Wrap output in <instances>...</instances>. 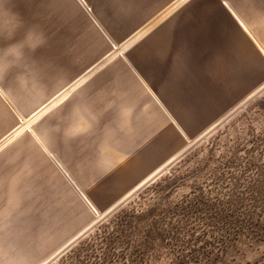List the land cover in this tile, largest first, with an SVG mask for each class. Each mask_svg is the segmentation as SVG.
<instances>
[{
    "label": "rangeland",
    "instance_id": "obj_1",
    "mask_svg": "<svg viewBox=\"0 0 264 264\" xmlns=\"http://www.w3.org/2000/svg\"><path fill=\"white\" fill-rule=\"evenodd\" d=\"M249 1L262 12L241 27L229 0H0V31L18 24L0 49L34 25L47 38L0 79V264H264V0ZM74 107L89 119L69 140Z\"/></svg>",
    "mask_w": 264,
    "mask_h": 264
},
{
    "label": "clouds",
    "instance_id": "obj_2",
    "mask_svg": "<svg viewBox=\"0 0 264 264\" xmlns=\"http://www.w3.org/2000/svg\"><path fill=\"white\" fill-rule=\"evenodd\" d=\"M18 26L16 24L15 27L8 31L4 29L0 31V35L4 34L5 31L7 32V38H11L15 28ZM46 35L43 30L38 26L34 25L30 27L24 36V39L18 41L15 44L8 46L5 49H0V79L3 78L4 74L16 64H19L21 61L24 60V49L28 48L31 51H35L37 48L43 46L46 43ZM27 68V66H25ZM29 71V69H28ZM21 78L24 79L26 82L28 78L21 75L19 77V81L21 82ZM77 109L73 108V118L68 123V126L64 128L63 135L67 137L69 140L75 139L79 135L83 134L87 129L83 127V123L89 119L88 115H85L81 112L79 115H75ZM131 113V108H127L123 110V114L129 115ZM57 132L60 131L59 127H55Z\"/></svg>",
    "mask_w": 264,
    "mask_h": 264
},
{
    "label": "crops",
    "instance_id": "obj_3",
    "mask_svg": "<svg viewBox=\"0 0 264 264\" xmlns=\"http://www.w3.org/2000/svg\"><path fill=\"white\" fill-rule=\"evenodd\" d=\"M223 5L225 6V9H226L227 13H229V15H231L233 20L235 22L238 21L237 23L239 24V26H241L239 20L242 21V22L244 21V24L246 25L247 23L245 21H251V18H252L251 15L252 14L258 13V12H262L261 11L262 9H255V7L253 6V2H251L249 0H241V1L240 0L239 1H237V0H229L228 3H223ZM215 9L216 8L214 7V9L211 11V13H212L211 17L207 16V18H208L207 20L208 21L211 20V22H212V27H211L212 30L210 29V32L207 31L208 35H207V37L205 36L206 38H208L207 41L204 40V35H201V36H203V38H201L202 41L200 42L202 44H205V43L214 44L215 43L214 39L210 40L209 38H215V36H214L215 27H216V29H220V27H219L220 26V22L222 21L220 12H218ZM249 17H250V20H249ZM229 26L232 27V29L238 31L235 26H231V25H229ZM203 28L204 27H202V29ZM169 29H170L169 23H167L165 25V27H164V33H165L164 37L167 36V33L169 32ZM238 32H240V31H238ZM203 34H204V29H203ZM240 35H241V32H240ZM181 55H182L181 59H183L184 58V50L181 51ZM176 60H179V59H176ZM6 140H8V136L7 137H1L0 138V144L4 143V141H6Z\"/></svg>",
    "mask_w": 264,
    "mask_h": 264
},
{
    "label": "bare ground",
    "instance_id": "obj_4",
    "mask_svg": "<svg viewBox=\"0 0 264 264\" xmlns=\"http://www.w3.org/2000/svg\"><path fill=\"white\" fill-rule=\"evenodd\" d=\"M162 32H163V34H162ZM259 33H260L261 37L264 39V30H262V31L260 30ZM163 36H165L164 29H162L160 32H158L156 34L155 38H157L159 40ZM161 41H162V39H161ZM157 44H159L158 46H160L159 42H157ZM240 46L243 48V51H241V54L244 57L245 56L244 54L248 53L250 51V49L248 51L244 41L240 42ZM184 56H185V54H184ZM212 62H213L212 69L215 72L220 73V71L224 70L227 77L231 76V74L233 73V72H231L232 71V67L230 65H228V66L225 65V63H223L221 61V59L217 58V59L213 60ZM146 156L148 157V153H144L141 160L132 159V158L128 159L127 162L125 163L126 166H127L126 169H121L120 167H118V165H115L113 167V169H112V172H111L113 177H114V179H115V181L117 183H119V184H126L128 182V178L130 177V174L131 175L132 174L133 175H137L139 173V171H140L139 168H142L144 166L150 165L151 162H152V159L151 158L147 159ZM113 164H115V162Z\"/></svg>",
    "mask_w": 264,
    "mask_h": 264
}]
</instances>
